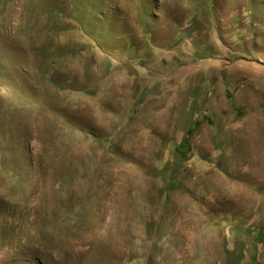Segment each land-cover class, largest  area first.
Wrapping results in <instances>:
<instances>
[{"label": "rangeland", "instance_id": "374dc122", "mask_svg": "<svg viewBox=\"0 0 264 264\" xmlns=\"http://www.w3.org/2000/svg\"><path fill=\"white\" fill-rule=\"evenodd\" d=\"M0 264H264V0H0Z\"/></svg>", "mask_w": 264, "mask_h": 264}]
</instances>
